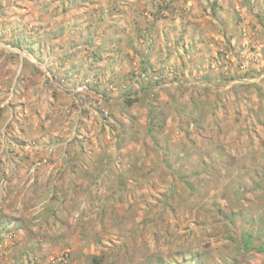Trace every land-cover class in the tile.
<instances>
[{
    "label": "rangeland",
    "instance_id": "1",
    "mask_svg": "<svg viewBox=\"0 0 264 264\" xmlns=\"http://www.w3.org/2000/svg\"><path fill=\"white\" fill-rule=\"evenodd\" d=\"M77 1H64L68 7L63 11L57 6L62 0H0V50L9 51L4 57L0 51V85L8 86L0 95V115L10 116L0 124V149L12 142L43 147L44 153L25 169L26 187L37 181L43 165L47 176L53 175L43 186L47 197L42 202L29 206L26 193L15 200L27 214L25 229H19L16 218L0 215V264H264V0H235L237 7L229 0L220 10L183 0L167 14L177 32L165 38L163 27L157 30L155 24L152 32H160L161 42L148 44L149 36L140 41L143 54L155 51L167 66L145 70L132 63L118 87L108 83L107 72L102 79H80V69L71 70L72 61L81 68L88 58L84 39L71 38L81 25L72 22L83 12V0ZM172 1H162L163 8ZM139 12L152 16L150 9ZM195 16L215 31L213 19L241 16L234 27L248 39L244 55L218 49L206 62L196 59L198 42L188 21ZM100 25L88 29L98 32ZM105 28L97 37L107 32L115 44V36L124 31L129 47L127 25ZM220 28L226 31L224 25ZM13 37L21 39V47L9 43ZM116 60L128 66L131 58ZM74 79L76 91L94 83L103 86L101 92L121 95L114 109L122 120L106 117L104 135L75 141L83 148L75 160L94 162V167L85 184H78L70 215L62 208L67 216L58 218L45 209L65 173L54 155L57 145L67 149L74 141L70 129L77 130L80 120L69 118L75 108L72 96L60 95L59 106L51 110L50 90H71ZM200 79L215 85L208 87ZM109 111L100 113L108 116ZM59 116L66 127L61 139L53 135L60 124L53 118L59 122ZM93 144L101 147L98 153ZM112 145L123 150L138 145V151H108ZM236 145L244 152L228 151Z\"/></svg>",
    "mask_w": 264,
    "mask_h": 264
},
{
    "label": "crops",
    "instance_id": "2",
    "mask_svg": "<svg viewBox=\"0 0 264 264\" xmlns=\"http://www.w3.org/2000/svg\"><path fill=\"white\" fill-rule=\"evenodd\" d=\"M162 1L164 0H83L81 4L83 5V12H78L81 13V15L78 14V16L72 18V22L77 23V26L81 24L79 26L81 29L79 28L77 33L72 32L73 34L71 38L78 40V37H82L81 39H84L81 41L84 42L85 47L87 48L86 56L88 58L84 61H81V68L76 65V61H72L71 63L73 64H71V70L79 71L80 69V79H85L86 77L87 79H91V77L93 76L102 79V77L104 76V72H107V74L109 75L108 83L114 84L118 87L124 77H128V75L133 70L134 66L132 63H134V65H136L137 63L141 69L145 68V70H148L150 67L155 68L160 64L162 66H167L166 64L168 63V61H163L162 56L160 57V54L159 56L157 55V57V52L155 53V51H152L155 55H151L150 51H148L146 54H143V49L141 48L144 47V45L140 43V41L144 39V36H149L148 40L145 39L147 40L146 42H148V44L151 43L152 45H154L155 42H161V37H159L160 40L158 39V41L160 42L157 41V35H159L160 32L156 33L155 30V33L152 32V30L154 29H152V25L155 26V24L158 28L157 30H160L159 28L161 26L163 27L161 29V33L163 34V36H165V38L167 36L170 37L171 33L178 31V26L174 25V23H176L175 20H171L170 16H168L167 14L168 9L172 7H181L183 0H173L168 5V8L160 7V12H156L155 8L157 9L158 4ZM219 1L221 2L223 8H225L226 5H229V2L227 0ZM75 2L79 4L77 0H75ZM232 2L233 5L231 6L237 7L239 4L235 0H233ZM145 8L151 10V17H149L148 15L145 16L144 14H140L139 11ZM241 8L243 9V7ZM106 11V14H108L109 16L107 20H105ZM186 19L187 18H182V20H179L180 22H183L185 20L186 23ZM202 19L203 18L201 17L198 18L195 16L193 17V19L190 18V20H188L190 22L189 24L192 23L190 25V27L193 28L192 37H195V40L198 42L196 45L199 47L200 50V53L198 50L196 54V59L199 58L201 62H206V59L211 58V55L218 51V49L222 50L230 56H233L234 54H237V56H240V54L244 55V45L248 42V39L247 37L243 36L240 32L238 33V30L236 29V27H234V25H237L235 24V20H229L226 18L222 19L221 17H219L218 19H213V28L216 27L218 30L215 31L207 30L206 28L211 29L212 24L207 25L205 24V20L200 21ZM95 23L101 24V29L103 27H106L104 32L107 31V27H109L111 24L118 23V25H122V23H124L125 25H127V28L129 27L128 31L130 35V40L136 42L137 47L133 46L132 41L129 47H126V44L123 42L126 40L127 37L124 34V31H121V34L115 36V44L109 42V40L112 38L108 37L109 34L107 32L102 33L103 35L101 34L97 37L96 33L101 32V29L98 30V32L93 31L94 33L91 32L90 29H88L90 28V26H92V24ZM207 23H209V20ZM240 23H243V21ZM221 24L224 25V27L226 28L225 32L219 31V29H221ZM235 29L237 31H235ZM177 34L182 35L184 33L178 32ZM151 35H154V37H152ZM105 39H108V41H106ZM91 41H93L94 43H91ZM101 41L105 43L102 44ZM221 41L225 43H221ZM73 50H75V48ZM0 51L2 53V57L9 55V51L5 47L1 48ZM117 57L121 59H123L124 57H127L128 59L131 58V61L129 60L130 64L128 66L119 64V61L116 60ZM132 59L135 60L133 61ZM126 61L128 62L127 59ZM19 67H21V65H19ZM198 70L200 71V69ZM75 80L77 82V79H74L73 82H75ZM189 81L190 80H187L183 83L188 84ZM76 82L74 83V86L71 90H64L62 88L55 87L53 88V90H50L49 101H51L52 104L50 109L54 110L55 108H57V106H59V100L61 98L60 95L66 96L69 99H71L72 96L73 105L75 108L77 107L78 110L72 108L73 113H71V117L69 118H74L75 116L76 119L80 120V124L77 130L73 129V127L70 129L71 136H73L74 141L71 142L67 149L60 144L57 145L56 152L54 155L55 165L57 167H65V173L58 182V191L56 192L55 197L51 200L49 204H46L47 208L45 209L48 211V214H56L58 218H61V216H67V213L64 214L62 212V208H66L68 214L70 213V202L75 201V198L77 197L76 194L78 195V184H80L83 179H86L88 177L87 173L92 170V167H94V162L88 163L86 161L79 163L75 160L78 157L76 154H80V150L83 149L82 145L76 144L75 141L82 136L90 138L92 135H100L105 133L106 130H103V128L105 127V125H103V119L106 117H108V119L110 120L115 121L122 120V113L116 112L114 109V106L121 104L123 98L121 95L116 94V92L114 91L110 93L101 92V88L103 86L94 83H88L85 85L84 90L76 91L75 86L79 83ZM142 82L145 81L143 80ZM199 82L204 83V85H207L208 87H212L213 85H215V82H212L210 79H200ZM7 88V84H3L2 82L0 85L1 96L4 92L3 89ZM105 109L110 110L108 116H103L100 113L101 110ZM75 110L78 112L77 114H75ZM55 115L57 116L58 114L56 113ZM132 117L134 118V116H132L130 112L129 118L133 120ZM9 118V114L6 113L5 115L4 113H2V115H0V124L3 125V122H7ZM59 119L60 120L58 122L56 118H53L56 124L60 123L58 124L60 126L57 125V129L55 130V132H53V135L55 134L57 139L63 138L62 133L66 129L62 122L64 121V118L62 120L59 116ZM69 121L70 119L65 122V124H67V129L70 128ZM22 134L24 135L25 133ZM2 137V140H4V135ZM7 142H12L9 137L7 138ZM12 145H8L6 148L2 147L0 149V207L2 209H0V215L4 216L5 218H16L15 221L17 225L21 227L19 229L23 230V228L25 229V227H27L26 223L22 222L27 221L23 218L24 216L27 217V214L23 212L24 209L17 208L19 206H16L15 200L17 199V197L19 198V195H24L26 193L28 194L27 200L32 202L29 206L42 202L47 197V189H45V187L43 186H47V181L50 182L51 179H53V175L50 174L49 176H47L46 170L44 171L47 165H43L39 169L37 181L32 184L31 187L24 186L23 184L25 183V169L27 168V165L34 158H39L42 153H44V150L42 149L43 147L38 146L22 147ZM93 147L94 148L92 151L96 153H98V151L101 149L100 146H97V148H95L96 145L94 144ZM84 149H86V147ZM117 149L121 151L123 150V147H116L115 145H112L107 150L114 152ZM123 151L136 153L138 151V145L125 147ZM228 151L230 153L244 152L243 148H239L237 145L236 147H228ZM14 154H17V156H13ZM240 158H242V156L236 157V159ZM131 164L132 163H129V166ZM230 169H233V166ZM9 170H13V173H11V171L9 172ZM85 182L86 180H83L81 184H85ZM3 183L6 185L5 187ZM48 217H52V215H49Z\"/></svg>",
    "mask_w": 264,
    "mask_h": 264
},
{
    "label": "trees",
    "instance_id": "3",
    "mask_svg": "<svg viewBox=\"0 0 264 264\" xmlns=\"http://www.w3.org/2000/svg\"><path fill=\"white\" fill-rule=\"evenodd\" d=\"M64 1H67V0H64ZM63 0H62V2L58 5L57 4V6L58 7H60L63 11L64 10H66L67 9V7H68V3L67 2H64ZM70 1V0H69ZM200 1H202L203 2V7L204 8H206V7H208V8H210V9H213V10H215V9H218V10H220V9H224L223 8V6H222V4H221V2L219 1V0H200ZM229 3H230V1L229 0H227ZM201 5H202V3H200ZM162 5H164V4H162V2H160L159 4H158V7H157V9L155 10L156 12H159V9H160V7H163ZM166 5V4H165ZM242 5H243V8H245L246 7V4H244L243 2H242ZM241 17V16H240ZM240 17H237L236 19H235V22L236 21H240ZM228 21V20H227ZM21 26L20 25H17V28L19 29ZM19 33V32H18ZM20 38H16V37H13V41H10L9 43H12L13 45H16V46H19V47H21V45H20V40H19ZM23 39H27L26 37H24ZM127 103L128 104H130L131 103V100H127Z\"/></svg>",
    "mask_w": 264,
    "mask_h": 264
},
{
    "label": "built area",
    "instance_id": "4",
    "mask_svg": "<svg viewBox=\"0 0 264 264\" xmlns=\"http://www.w3.org/2000/svg\"><path fill=\"white\" fill-rule=\"evenodd\" d=\"M83 88H85V86H84V84L83 85H81V86H78V90H82Z\"/></svg>",
    "mask_w": 264,
    "mask_h": 264
}]
</instances>
